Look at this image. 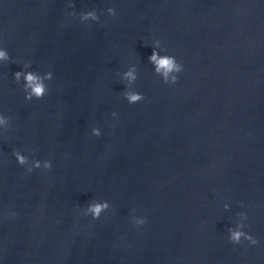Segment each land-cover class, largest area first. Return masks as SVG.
Wrapping results in <instances>:
<instances>
[{
	"label": "water",
	"instance_id": "1",
	"mask_svg": "<svg viewBox=\"0 0 264 264\" xmlns=\"http://www.w3.org/2000/svg\"><path fill=\"white\" fill-rule=\"evenodd\" d=\"M71 2L0 0V264H264L259 0ZM156 39L183 64L174 84L148 60ZM18 70L51 71L46 95L26 100ZM241 211L256 245L227 239Z\"/></svg>",
	"mask_w": 264,
	"mask_h": 264
},
{
	"label": "clouds",
	"instance_id": "2",
	"mask_svg": "<svg viewBox=\"0 0 264 264\" xmlns=\"http://www.w3.org/2000/svg\"><path fill=\"white\" fill-rule=\"evenodd\" d=\"M72 2L69 0V5ZM107 14L110 16H115L116 11L113 7L107 8ZM69 15L75 16L76 13L72 12ZM100 17L96 9H91L79 13V20L81 23L89 21H99ZM159 49V50H158ZM12 58L9 55V51L6 47L0 43V63L5 61H10ZM149 62L153 65V69L156 73L160 74L161 81L166 84H174L178 79V74L183 70V64L176 58L175 55L169 54L166 50L160 48V40H153L152 52L148 56ZM30 64V61L28 62ZM15 81L20 84L24 92V98L26 100L41 99L43 98L48 89L45 85V80L53 79V73L51 71L44 73L41 76L39 73L34 71H23L18 70L13 73ZM122 79L127 81L125 85V90L123 91V97L129 104H134L141 101L143 93L129 87L136 79V69L135 65L130 66L122 73ZM116 116V113H112ZM9 117L3 112H0V128L8 124ZM91 133L94 136H100L101 130L98 127H93ZM12 155L15 157L16 162L19 165H26L27 171L31 172L36 168L50 169L52 167V162L49 159L43 161L32 160L30 161L29 156L18 149H13ZM109 206L107 201H95L88 205L87 213L92 216L93 219L99 218L100 212ZM225 209L229 208V203L225 202L223 204ZM15 215L14 212L10 213ZM239 219L235 224L230 225L227 229V239L233 244H241L243 241L249 242L251 245L258 244V240L248 231H246V221L247 214L243 211L237 213ZM136 225H143L146 223L145 217H140L136 220Z\"/></svg>",
	"mask_w": 264,
	"mask_h": 264
}]
</instances>
